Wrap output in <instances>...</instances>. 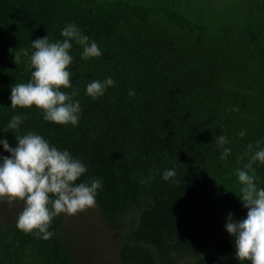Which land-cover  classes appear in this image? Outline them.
Here are the masks:
<instances>
[{
	"label": "trees",
	"instance_id": "obj_1",
	"mask_svg": "<svg viewBox=\"0 0 264 264\" xmlns=\"http://www.w3.org/2000/svg\"><path fill=\"white\" fill-rule=\"evenodd\" d=\"M68 24L102 51L84 60L72 42L73 88L62 91L78 92L76 126L10 101L11 87L31 78L23 50L30 55L31 41L46 35L62 40ZM108 77L115 84L103 96L85 94L89 82ZM13 115L27 119L6 130ZM27 132L84 163L77 183L102 182L96 210L118 235L117 263L241 264L225 222L229 213L246 218L237 170L248 162L247 145L264 148V0H0V140L14 148ZM220 135L231 149L225 159ZM253 168L264 188V164ZM205 204L220 222L214 230L195 220ZM63 216L49 240L0 219V264H81L62 239Z\"/></svg>",
	"mask_w": 264,
	"mask_h": 264
},
{
	"label": "clouds",
	"instance_id": "obj_2",
	"mask_svg": "<svg viewBox=\"0 0 264 264\" xmlns=\"http://www.w3.org/2000/svg\"><path fill=\"white\" fill-rule=\"evenodd\" d=\"M62 40L50 42L48 36L31 41L33 51L23 50L28 57L26 68L31 70V78L26 83L11 87V107L40 110L46 122L57 125L76 126L79 122L81 105L71 93L62 89H71L72 74L69 67L73 63L70 51L73 41L82 47L81 59L98 58L102 51L95 41H90L75 24L66 25L61 31ZM20 62V55L14 57ZM115 81L108 77L103 81H91L86 86V95L93 100L104 95L114 86ZM134 96V91H129ZM27 116L13 115L6 130H17ZM241 137L246 133L241 131ZM16 147H11L7 140H0L8 156H0V201L23 202V209L17 217L16 227L25 234L49 240L54 233L50 226L54 218L65 214L74 216L80 212L94 209L97 191L102 188L98 179L77 183L87 172V167L67 150H61L50 144L43 136L27 132L15 136ZM228 139L220 135L216 144L223 149L220 159L231 153L224 147ZM260 141L247 145L248 162L237 170L241 185L240 200L247 209L246 218L234 220L231 213L225 222L227 233L234 238L235 258L243 264H264V188H258L253 165L264 164V148ZM243 158V157H242ZM249 173H252L251 175ZM176 176V171L165 170L163 179L168 181Z\"/></svg>",
	"mask_w": 264,
	"mask_h": 264
},
{
	"label": "rangeland",
	"instance_id": "obj_3",
	"mask_svg": "<svg viewBox=\"0 0 264 264\" xmlns=\"http://www.w3.org/2000/svg\"><path fill=\"white\" fill-rule=\"evenodd\" d=\"M23 209L20 202L0 201V219L4 222L17 220ZM206 204L195 212V220L208 231L219 225L215 215ZM124 225V224H123ZM120 225H115V229ZM60 233L81 264H119L117 258V238L113 226H107L99 217L96 207L74 216H63Z\"/></svg>",
	"mask_w": 264,
	"mask_h": 264
}]
</instances>
